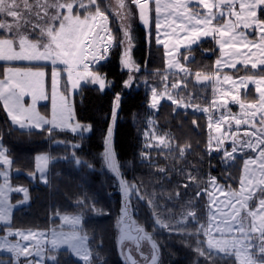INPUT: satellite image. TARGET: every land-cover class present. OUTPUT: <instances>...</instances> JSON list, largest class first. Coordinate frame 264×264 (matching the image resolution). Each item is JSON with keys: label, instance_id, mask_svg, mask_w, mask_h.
I'll return each mask as SVG.
<instances>
[{"label": "snow or ice", "instance_id": "obj_1", "mask_svg": "<svg viewBox=\"0 0 264 264\" xmlns=\"http://www.w3.org/2000/svg\"><path fill=\"white\" fill-rule=\"evenodd\" d=\"M155 4L157 15L155 27L157 31L161 28L160 13H167L165 21L168 27L173 25L184 33L183 40L188 44H195L201 37L217 36V44L222 54L230 56V60H217V73L214 76L195 73L198 82L215 80L219 82L221 77L219 69L223 66L236 69L237 64H241L245 69L256 70L251 75H244L234 79L233 76L224 75L223 81L231 85L228 91H221L222 97H230L241 109V116L235 118L237 126L248 124L251 131L246 130L244 136L248 139L237 140L238 132L228 131L221 137H215L217 149L223 144L225 139H231L233 147L231 150H224L222 160L224 163L235 160L237 153V143L240 148H248L256 152L255 157H249L244 161V176L240 181L238 190L225 192L223 188L217 186L216 179L210 178V183L215 191H219L225 196L224 201H218L215 192L201 189L195 192L194 199H199L202 194L210 197V206L207 226L200 224L196 220L195 210H189L182 214L180 220L175 224L166 222L160 216L154 215L155 224L161 228L168 229L181 235H186L195 239L193 251L202 258L204 264H219V261H230V264H264V0H216L210 3L209 0H198L200 6L207 10L204 14L194 11L190 4L192 0H171L168 3H161V0H0V60L3 61H51L52 71V118L47 119L41 116L36 110L37 99H47L43 88L44 71H33L31 68L21 69L18 67H8L4 77L0 79V101L10 119L11 124L18 130H26L31 134L33 129H38L44 133L51 134L53 130L70 131L79 133L83 138V133L91 131V125H82L73 121V110L68 103L69 97L59 94L57 86L60 71L55 67L57 64L65 66L67 73L66 86L75 90L80 88L81 81L98 85L103 91L106 87H111V82L106 83V76L101 75L98 70H92L93 63H99L106 58L105 53L110 48L123 46L121 63L129 73L140 71V66L136 64L131 56L133 47V37L131 26L125 21L133 14L132 6L138 10L139 19L145 24L150 23L152 8L150 4ZM216 9L214 12L213 9ZM118 18L122 37L119 42L113 35L109 27V17ZM10 18V19H9ZM181 23L177 24V20ZM216 21L214 24L213 22ZM191 25V27H189ZM253 28L258 31V39H248L244 31L240 28ZM173 32L176 28H172ZM157 37V44L162 43ZM182 40L177 41L181 43ZM231 49V52H226ZM246 49V51H242ZM256 51H253V50ZM257 52L260 54L257 56ZM99 53V54H98ZM171 56V53H168ZM187 58V57H185ZM168 67H178L185 75H190L183 65L173 64L168 61ZM132 75L124 82L125 87H131ZM166 79V77H165ZM255 85V91L259 93L258 100L246 103L240 97L241 88H247L248 84ZM179 83L172 87H179ZM186 88L187 85L185 84ZM31 94L32 103L25 107L22 98L26 94ZM165 93L159 95H165ZM167 99L171 100L177 107L188 108L190 103L184 102L183 98L174 99L170 94ZM120 95H115L113 123L115 122V108L119 107ZM159 103V96L155 89H152L151 107L156 108ZM213 105L217 101L213 100ZM220 106L226 107V102ZM197 108L199 106H196ZM208 112V108L199 109ZM259 119L257 120V117ZM229 119L228 116L221 115L215 122V131L221 132V125ZM209 128L213 127L211 117H209ZM196 122L193 121V124ZM48 125L49 127H45ZM161 144H166L164 137L158 138ZM2 140V137H0ZM213 138H209L208 154H211ZM74 147H79L75 145ZM191 145L179 148V157L183 158L185 152ZM6 149L0 144V163L11 166L12 161L6 155ZM75 163L82 161L75 158ZM49 156L39 155L38 171L41 173L43 183H48V178L44 175ZM103 160L108 170L120 178V188L126 198L124 213L127 214V197L135 189V185H129L121 177L120 165L116 159L112 148V128L109 127L105 137V151ZM254 166V168H250ZM91 167V165H88ZM160 171H165L160 169ZM4 177V183L0 184V222L10 224L12 205L8 201L7 192L17 191L24 193L25 201L28 199L27 190L24 188H10L8 184V173L0 172ZM187 181L195 184L197 177L191 172L185 173ZM181 187L187 188L188 183ZM179 196V192L176 193ZM84 206V201L78 202ZM149 204L152 201H148ZM192 202L189 201V204ZM191 218L196 223L195 232H187L186 225ZM61 220L70 226L69 231L52 230L51 239H44L42 242L49 244L50 248H42L36 244L21 245L19 241L9 240L8 237L17 236L25 241H35L37 236L45 237L44 233L12 231L9 227L6 235H0V251L11 254L10 264H43L45 253L47 258L56 261L55 253L62 247H66L70 254L79 257L84 264H93V253L87 245V236L81 235L82 216L63 215ZM179 225V227H177ZM135 239H145L151 242L152 255L151 264H158L159 247L152 240V237L143 229H136ZM203 235L205 239L201 240ZM127 229H121V240L132 239ZM35 248V252L32 249ZM35 255L40 259L33 261L29 257ZM143 255V253H141ZM0 264H4L0 260ZM136 264V261H132ZM199 264V262H197Z\"/></svg>", "mask_w": 264, "mask_h": 264}, {"label": "trees", "instance_id": "obj_2", "mask_svg": "<svg viewBox=\"0 0 264 264\" xmlns=\"http://www.w3.org/2000/svg\"><path fill=\"white\" fill-rule=\"evenodd\" d=\"M109 18L119 42L122 37L119 22L116 17ZM140 31L135 57L142 64L163 67V47H156L153 42L149 48L144 29ZM200 45L196 48L213 47L211 40L201 41ZM122 50V45L113 47L108 58L96 67L104 73L107 83L111 82V87L101 91L98 85L86 83L77 93V117L81 122L92 125V131L83 134V138L70 131L53 130L49 135L38 129H33L31 134L18 130L11 124L0 101V137L14 162L13 179L16 183L28 184L32 198L28 207L15 210L7 227L47 232L59 224V215L77 213L82 216V230L89 237L93 264H127L118 238V223L126 198L120 188V178L107 169L103 160L105 137L111 127L112 148L120 165L121 177L129 185H135L133 194L127 197L126 217L134 218L129 219L130 225L135 222V227L143 228L160 240L166 263L204 264L192 250L194 238L157 226L154 215L175 224L182 214L195 210L198 222H201L207 195L194 199V194L207 188L211 176L223 179L226 175L223 154L215 151L208 154L209 128L203 113L198 114L191 108L176 109L169 101L161 104L154 117L158 131L165 133L175 146L167 149L145 147L143 136L151 116L150 88L145 81L150 79V74L146 71L129 73L121 63ZM156 50L162 63L156 58ZM214 56L215 53H211L204 57L201 70H209L204 66L207 67ZM129 75L133 77L131 87H125L124 82ZM193 87L199 89L197 85ZM117 93L120 101L119 107L115 108L113 123ZM43 109L49 112L48 105ZM186 145L191 147L180 158L179 148ZM41 152H49L53 158L47 184L39 181L36 173V155ZM73 154L82 161L81 164L75 163ZM236 161L232 171L236 178L233 184H239L242 156H238ZM186 172L197 177L195 184L187 181ZM184 183H188L187 188L181 187ZM79 201H84V206ZM186 231L195 232L196 223H187ZM166 252L169 254L167 258ZM67 253L69 250L63 251L56 264H84L72 254L63 258ZM219 264H230V261H219Z\"/></svg>", "mask_w": 264, "mask_h": 264}, {"label": "rangeland", "instance_id": "obj_3", "mask_svg": "<svg viewBox=\"0 0 264 264\" xmlns=\"http://www.w3.org/2000/svg\"><path fill=\"white\" fill-rule=\"evenodd\" d=\"M171 2V0H161V3H168ZM210 3H215L216 0H209ZM150 7L152 8V13L150 16V23L148 25H145L138 16V10L135 8V6H132V12L133 14L129 17V19L127 21H125L126 24L131 26V31H132V37H133V47L131 50V56L133 58V60L136 62V64H138L140 66V71H146L148 72L150 75H148V77L150 79L147 78V80L145 81V85H148L150 88V111H151V116L148 118L147 120V127L145 129L144 132V145L145 147H147L148 149L150 148H161V149H167V148H172L174 147L175 143L173 141H171L170 138H168V136L165 133H162L161 131H158V124L157 121L154 117V114L158 111L159 107L161 106V104L164 101H169L172 102L171 100L167 99V95L170 94L174 99H180L183 98L184 102H188L190 103V107L185 108V109H189L191 108L193 111H195L196 113L200 114L203 113L205 120H206V124L207 126L210 123L209 117H211V122L213 124V127L209 128V138L212 137V146H211V151L212 152H218V153H224V150H231V148L233 147V143L231 139H225L223 144L217 149L216 146V141H215V137H221L223 136L229 129V125H231V131L233 132H238L237 135V140L239 141V138L241 139H248L246 136H244V132L246 130L251 131V127L248 124H241L239 126H237L235 124V118H239L241 116V109L239 107L238 104L234 103L230 97H222L221 96V91H228L231 89V85L228 84L227 82L223 81V76L224 75H230L233 76L234 79H238V77L244 76L246 74L251 75L253 74L256 70H251L250 69V65L248 69H245L241 64H237L236 69H232L229 67H225L223 66V63L219 69V75L221 77V80L219 82L217 81H213L210 84H208L206 86V90H204V88L202 87L201 92L200 89H197L195 87H193V85H195L193 83V78L195 76V73L198 72V62H192V63H187L186 61V56L189 53H192L194 51H197L198 46H201V41H207V40H211L213 47H209V46H203V48H205V52L206 50H208V52L210 53H215L214 58L212 59V61L208 64L207 67L204 66V68H208V73L212 74L213 76L217 73V65H216V61L217 60H221L222 62L225 60H230L231 57L222 54L219 45L217 44V39H219V37L217 36L215 39L213 38V36H208V37H201L197 43L195 44H188V41L183 40V36L184 33L181 32L179 30L178 27H176V25H173L172 28H176V31L173 32L172 28L168 27V23L165 21V17L167 16V13L162 11L160 13V23H161V28L159 29V31H157L155 24H156V19H157V15L154 11L155 9V4L154 2L150 4ZM190 7L193 8L194 11L200 12L201 14H204L207 10L203 9L202 6L199 5L198 0H192ZM213 11L215 12L216 9L214 8ZM10 19V18H9ZM118 20V18H116ZM181 21L178 19L177 20V24H180ZM214 24L216 23V21L213 22ZM120 26V23H119ZM109 27L112 30L113 35L114 34V29L111 23V20L109 18ZM189 27H191V25H189ZM143 28L144 29V34L146 37V41H147V45L150 48V46L152 45V43L154 42L155 45H157L156 47L162 46L163 50H164V66L163 67H159V66H150L148 64H142L140 63L139 59H137L136 57L133 56V53L135 52V46L137 45V40L139 38V34H140V29ZM240 31H244L248 37V39H252V40H256L258 39V31H255L253 28H248V29H243L242 27L239 29ZM157 37H159V39L161 41H163L160 44H157ZM182 40L181 43H177V41ZM112 48L109 49V51L107 53H105L106 58L103 60H100L99 63H93L91 65L92 70H96V67L103 61H105L107 59V57L109 56L110 50ZM226 52H231V49H226ZM242 51H246V49H242ZM253 51H256L255 49ZM157 56L156 58H158L159 62L162 63V60L160 58V54L159 51L156 50L154 51ZM171 53V56L168 55V53ZM99 54V53H98ZM260 54L257 52V56H259ZM171 60L173 62V64L179 63L181 65L184 66V68H186L189 73H191L190 75H185L184 72L180 71V69L178 67H173V68H169L168 67V61ZM123 66V65H122ZM8 67H18L21 69H28L31 68L33 71H38V70H42L45 73V76L43 77V88H44V92L45 95L48 97L47 99H37L36 101V110L37 112L47 118V119H51L52 118V100H51V96H52V71H53V65L51 63V61H3L0 60V79H2L4 77L5 74V70ZM59 71H60V75L58 77L59 83L57 86V92L58 95L59 94H63L67 97H69L68 103L71 106L72 110H73V121L74 122H79L82 125H91V124H86L81 122L78 117H77V112H76V96L77 93L81 90L83 84H86L85 81H81V86L78 89L72 90L70 89V87L66 86V81H67V73L66 71H64L65 66L62 64H57L55 66ZM127 69V68H125ZM135 72V71H134ZM101 75H104V73L100 72ZM105 76V75H104ZM166 77V79H165ZM153 80V81H152ZM106 83H107V79H106ZM179 83V87L173 88L172 85ZM187 85V87L185 88L184 85ZM107 88V87H106ZM105 88V89H106ZM152 89H155L156 92L158 93L159 96V103L157 105L156 108H152L151 107V97H152ZM167 89V93L165 95H159V94H163L165 93ZM201 93V94H200ZM240 97L242 100H244L246 103H252L258 100L259 97V93H257L255 91V85L252 83H249L247 88H241L240 90ZM213 100L217 101V105L214 106L213 105ZM225 100L227 101L228 105L226 108H223L221 105V102ZM3 103V102H2ZM22 103L24 104L25 107H29L32 103V98H31V94H26L23 98H22ZM48 105V109L49 112L47 113L43 107ZM175 105V104H174ZM196 106H199L198 108ZM176 109L179 108H183V107H177V105H175ZM203 108H208L209 111L208 112H204V111H200L199 109H203ZM221 115H225L228 116L229 119L224 122L221 125V132L217 133L215 131V122L219 119V117ZM259 119V116L257 117V120ZM45 127H49L48 125H45ZM55 130V129H54ZM67 131V130H66ZM91 131H92V125H91ZM90 131V132H91ZM90 132H85L83 134H89ZM79 134V133H77ZM159 137H164L166 144H161L159 141ZM240 139V140H241ZM0 144H2V147L4 149L7 150V148L4 146V144L2 143V141L0 140ZM209 146V145H208ZM237 148L238 151L237 153H235V160H231L228 161L227 163L223 162L224 165V169L226 171V175L223 177V179H218V177L214 176V178L216 179V183L217 186L221 187L224 189L225 192L231 191V190H238L240 188V181L244 176V172H243V168H244V161L247 160L249 157H255L257 155L256 152H253L251 149L248 148H240L239 143H237ZM6 155L8 156V158L12 161L11 166L9 167L8 165H4L2 163H0V172L6 171L8 173V184L10 186V188L15 189V188H24L27 190L28 193V199L25 201L24 199V193L23 192H17V191H8L7 192V197H8V201L10 202V204L13 206L12 210H11V218H10V224L12 222V218H13V214L15 212L16 209L19 208H26L31 204L32 198H31V193H30V188L29 185L26 183H16L13 179V175H14V162L12 157L8 154V152L6 151ZM47 155L49 156V163H48V167L44 173V175L48 176L49 173V168H50V164L52 161V156L49 152H41L38 153L36 155ZM146 155V154H145ZM238 156H242V168L241 171L239 173V184H233L235 181V176L233 175L232 171H233V166L237 163V157ZM250 168H254V166H250ZM36 173L39 175V181L42 182L40 176L41 173L38 171V161L36 160ZM213 176H211L210 178H212ZM4 183V177L0 176V184ZM231 185V186H230ZM208 192H215V197L218 201H224L225 200V196L222 195L219 191H215L214 187L209 183L207 188ZM133 194V191L130 192V196ZM210 197L207 195V199L205 202V215L202 214L203 217H201V222H199L200 224H204L205 226H207L208 223V214H209V209H210ZM214 210V206H211ZM125 209V208H124ZM124 209L122 211V215L120 217L119 223H118V238H119V245H120V250H121V254L124 257V259L126 260L127 264H132V262H130L126 256V251L129 248L130 251L133 253V255L136 257V264H151L150 259H145V257L150 258L152 255V247H151V242L145 239H139L138 241L135 239V237L138 235L136 232V229L139 227H135L136 223L134 222V224L130 225L129 223V219H134L131 218V216L126 217L125 213H124ZM77 213H63L61 215H59L60 221L59 224L56 226H52L50 228V230H48L47 232L45 230H31V232H35V233H44L46 239H51V232L52 230H56V231H69L70 226L67 224H64L63 221L61 220V216L63 215H76ZM80 215V214H79ZM196 220L198 221V218L196 216ZM192 221V219H188V223ZM1 225L7 227L8 225L0 222ZM83 227V218H82V224H81V229ZM121 229H127L130 236L133 237L132 239H124L123 241L121 240ZM147 232V231H146ZM151 237L152 240L155 241V243L158 245L159 247V256H158V264H168L165 262V258L163 255V247L161 245V242L159 239H157L152 233L147 232ZM2 234V233H1ZM81 235H86L87 236V245L90 248V241H89V237L86 233L83 232V230H81ZM42 237L37 236L35 241L29 240L27 242H24V244H36L39 245L42 248H50L49 244L43 243L41 241ZM201 240L205 239V237H203V235H201ZM167 240V239H164ZM20 243V242H19ZM91 249V248H90ZM68 250L66 247H62L61 249H59V251L57 253H55V255L57 257H60V255L63 253V251ZM33 252H35V248L32 249ZM141 253H143V255H141ZM166 258L169 256V254L166 252L165 253ZM36 257V256H35ZM76 257V256H75ZM78 259H80L79 257H76ZM39 257H36V260H39ZM82 261V260H81Z\"/></svg>", "mask_w": 264, "mask_h": 264}, {"label": "flooded vegetation", "instance_id": "obj_4", "mask_svg": "<svg viewBox=\"0 0 264 264\" xmlns=\"http://www.w3.org/2000/svg\"><path fill=\"white\" fill-rule=\"evenodd\" d=\"M210 52H208V50H206V52H205V48H203L202 50H201V47L199 48V49H197V51H194V52H192V53H189V54H187V58H186V62L187 63H192V62H198V72L199 73H204V74H210V73H208V70H206V69H204V70H201V65L204 63V57L206 58L207 56H210ZM133 56L135 57V54L133 53ZM108 58V57H107ZM202 63V64H201ZM206 86H207V84L206 85H204V86H198L199 87V89H200V92H201V87H203L204 88V90H206L205 88H206ZM201 94V93H200ZM69 254H70V252L69 253H67L66 255H64L63 256V258H65V257H68L69 256ZM47 256H48V253L46 252L45 253V259H44V264H46V263H51V264H56L57 262H58V259H59V257H57V260L56 261H52V260H50V259H48L47 258ZM11 258V257H10ZM31 258H33V261H35L36 260V257H35V255H33V256H31V257H29V259H31ZM3 259V258H2ZM21 264H24V258L22 257L21 258Z\"/></svg>", "mask_w": 264, "mask_h": 264}, {"label": "crops", "instance_id": "obj_5", "mask_svg": "<svg viewBox=\"0 0 264 264\" xmlns=\"http://www.w3.org/2000/svg\"><path fill=\"white\" fill-rule=\"evenodd\" d=\"M9 227H3V229L0 231V235H6L7 234V229H8ZM11 228V227H10ZM11 230L12 231H17V230H19V231H23V232H25V233H27V232H29V231H31V230H28V229H21V228H11ZM34 231H37V230H34ZM2 233V234H1ZM8 239L9 240H12V241H19L20 242V244L21 245H24V242H27V241H25V240H23L22 238H20V237H17V236H11V237H8ZM44 239H46V237H43V238H41V241L42 240H44ZM0 255H5V256H1L0 257V260H2V258L4 259V258H10L11 257V254L10 253H7V252H2V251H0ZM11 259H12V257H11ZM3 261V260H2ZM8 264H10V263H8Z\"/></svg>", "mask_w": 264, "mask_h": 264}, {"label": "water", "instance_id": "obj_6", "mask_svg": "<svg viewBox=\"0 0 264 264\" xmlns=\"http://www.w3.org/2000/svg\"><path fill=\"white\" fill-rule=\"evenodd\" d=\"M204 75H210V74H204V73H201V76L203 77ZM210 76H213V75H210ZM214 80H210V81H200V82H198L197 80H196V78H195V76H194V78H193V82H194V84L195 85H197V86H204V85H206V84H209V83H211V82H213ZM223 102H226V107H227V105H228V103H227V101H225V100H223L222 102H221V104L223 103ZM223 108H226V107H224V106H222ZM241 138H239V140H240ZM3 228H2V225L0 224V231L2 230ZM126 256H127V258H128V260L130 261V262H132V261H136L137 259H136V257L133 255V253L130 251V249L128 248L127 249V251H126ZM32 260H33V258H31ZM10 261V259H4L3 260V262L4 263H8Z\"/></svg>", "mask_w": 264, "mask_h": 264}]
</instances>
